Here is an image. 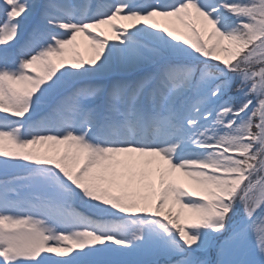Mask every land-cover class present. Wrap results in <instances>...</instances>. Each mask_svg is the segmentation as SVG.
Wrapping results in <instances>:
<instances>
[{
    "label": "snow or ice",
    "instance_id": "1",
    "mask_svg": "<svg viewBox=\"0 0 264 264\" xmlns=\"http://www.w3.org/2000/svg\"><path fill=\"white\" fill-rule=\"evenodd\" d=\"M0 264H264V0H0Z\"/></svg>",
    "mask_w": 264,
    "mask_h": 264
},
{
    "label": "rangeland",
    "instance_id": "2",
    "mask_svg": "<svg viewBox=\"0 0 264 264\" xmlns=\"http://www.w3.org/2000/svg\"><path fill=\"white\" fill-rule=\"evenodd\" d=\"M125 23H127V22H125ZM102 28H103L104 34L110 37V36H111V31H110V29H109L107 26H102ZM82 39H83L82 37H78V41H79V42H81ZM110 42H113V41L110 40ZM81 52L83 53L84 58L87 59L88 56L85 55V53H84V49H83L82 46H81ZM89 55H90V53H89ZM177 175H178V179L180 180V182L184 183L185 186H188L186 180H185L183 177H180L179 174H177Z\"/></svg>",
    "mask_w": 264,
    "mask_h": 264
},
{
    "label": "bare ground",
    "instance_id": "3",
    "mask_svg": "<svg viewBox=\"0 0 264 264\" xmlns=\"http://www.w3.org/2000/svg\"><path fill=\"white\" fill-rule=\"evenodd\" d=\"M83 43H84V42H83V39H82V40H81L82 47H83ZM83 49H84V53H85V55H86V56H89V53H90V52L87 51L84 47H83Z\"/></svg>",
    "mask_w": 264,
    "mask_h": 264
}]
</instances>
